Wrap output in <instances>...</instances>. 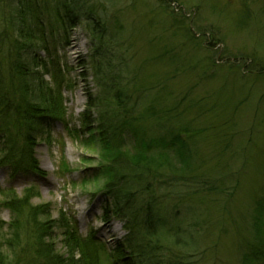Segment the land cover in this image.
Returning a JSON list of instances; mask_svg holds the SVG:
<instances>
[{
  "label": "trees",
  "instance_id": "16d2710c",
  "mask_svg": "<svg viewBox=\"0 0 264 264\" xmlns=\"http://www.w3.org/2000/svg\"><path fill=\"white\" fill-rule=\"evenodd\" d=\"M7 1L8 12L0 14V165H8L13 172L43 173L33 156L38 128L63 116L64 108L60 70L52 63L48 66L54 85L33 82L35 53L38 49L48 51L52 36L83 24L100 87L88 104L97 113L92 133H97L96 143L109 158L101 166L108 176L105 216L121 220L126 235L108 248L94 237L82 240L64 230L62 234L72 255L61 257L52 249L57 236L49 224L48 204H32L30 189L21 197L13 191L2 192L12 194L0 200V207H7L12 213L7 224L12 233L9 238L3 237L5 224L0 219V264H100L104 259H109L107 264H193L182 248L194 247L191 236L198 235L193 223L196 213L193 207L186 210L174 205L181 206L187 198L194 203L199 192L211 189L216 192L217 188L208 181L209 187L205 189L208 185L201 180L203 177L181 173L189 166L192 156L193 136L186 138L189 129L196 125L207 137L221 139L223 135L214 125L201 120L222 114L230 106L222 104L228 103L229 95L214 93L212 97L210 94L196 97L187 90L177 89L180 85L171 93L167 81L174 78L175 68L167 73L153 61L150 62L154 69L163 71L159 75H153L147 68L142 73L140 68L134 72L138 66L133 61L132 67L133 51L129 50L133 35H129L123 21L129 22L134 31L140 25L128 18L120 6L111 11L98 0ZM108 4L113 6L115 2ZM152 11L153 8L146 15L152 37L146 32L142 36V40L151 44L160 39ZM172 33L177 34V30ZM197 39L191 33L186 41L195 42L196 46ZM149 49L152 54L153 49ZM177 62L186 63L184 59ZM81 121L84 126L90 125L89 117H82ZM244 147L246 153L240 148L239 153L244 154L237 156L235 162H264L258 161L263 151L255 149L252 153L248 146ZM250 204V212L252 208L256 212L251 217L255 232L250 236L235 234L237 252L240 247L238 264H264V195L259 199L251 197ZM3 242L9 248L8 254L1 250ZM194 249L195 254L199 252ZM77 250L79 257L74 259Z\"/></svg>",
  "mask_w": 264,
  "mask_h": 264
},
{
  "label": "rangeland",
  "instance_id": "374dc122",
  "mask_svg": "<svg viewBox=\"0 0 264 264\" xmlns=\"http://www.w3.org/2000/svg\"><path fill=\"white\" fill-rule=\"evenodd\" d=\"M98 1L111 11L120 6L128 18L139 22L140 28L134 31L129 22L123 21L130 31L129 35H133L129 50L133 51L132 67L133 61L138 66L134 72L140 68L142 73L147 68L153 75H159L163 71L154 69L153 61L167 73L172 72L170 68H175L174 78L167 81L171 93L175 91L173 88L180 85L177 89L187 90L196 97H209V94L212 97L214 93L229 95L228 103L224 101L222 104L230 106L227 109L225 107L222 114L201 120L214 125L223 137H207L201 128L193 125L189 129L193 133V139L190 140L192 156L188 169L183 168L181 173L203 177L201 180H205L207 185L211 183L217 188L216 192L214 189L199 192L194 202L196 231L202 237L199 247L202 249L199 251L202 254L201 264H238L240 247L237 252L235 234H254L251 217L256 212L253 208L250 212V198L259 199L264 195V162H235L237 156L244 154L239 153L242 148L246 153L245 145L252 153H255V149L263 151L260 152L262 155H258V161H264V0ZM111 1L115 5L109 6ZM8 8V1L3 0L0 14L1 11L8 12ZM152 8L156 16L153 20L157 26L155 32L160 34V39L151 44L148 40H142V36L146 32L152 37L146 18ZM170 29L177 30V34L173 35ZM191 33L198 38L196 46L195 42L186 41L187 35ZM82 44V40H78L76 44L66 47L69 58L61 48L58 49L69 86L63 91L65 123L56 122L38 131L35 157L46 175L43 178L10 175L5 168L0 169V188L10 186L18 193L28 183L39 188L40 194L31 192V198L38 204H49V224L57 236L52 249L61 257L72 254L68 251L67 239L62 234L63 228L56 215L58 209L73 212L82 235L88 232L89 227L100 230L98 238L101 240L122 235L117 222L103 224L93 215L99 208L95 205L98 201L96 193L105 179L101 166L109 158L96 143L97 133H92L95 125H91L93 129L90 133L78 132L83 105L80 100L77 102L74 93H83L84 90L81 86L77 87L75 79L79 81L78 75L72 71L73 80L69 66L74 68L76 65L73 48H80ZM149 48L153 49L152 54H149ZM83 54L84 51L81 56ZM39 59H45L41 52ZM179 59H184L187 65H178ZM92 81L93 84H80L91 88L95 94L97 87L94 86L93 78ZM33 82L46 83L45 75L42 77L35 65ZM62 163L67 164L69 169H64ZM92 165L96 166L93 175L88 170L82 178L83 172ZM150 167L149 173L152 172ZM0 198L4 196L0 195ZM187 201L193 202L191 198H187ZM9 215L8 210L1 211L5 221L10 220ZM11 233L10 228L3 229L4 238H9ZM1 250L9 253L5 242L1 244Z\"/></svg>",
  "mask_w": 264,
  "mask_h": 264
},
{
  "label": "bare ground",
  "instance_id": "6f19581e",
  "mask_svg": "<svg viewBox=\"0 0 264 264\" xmlns=\"http://www.w3.org/2000/svg\"><path fill=\"white\" fill-rule=\"evenodd\" d=\"M150 13H148L147 15H149Z\"/></svg>",
  "mask_w": 264,
  "mask_h": 264
}]
</instances>
